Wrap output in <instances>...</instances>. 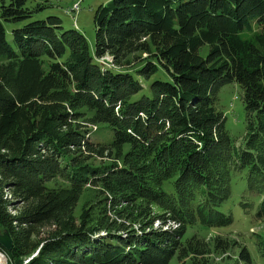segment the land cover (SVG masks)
<instances>
[{"label":"trees","instance_id":"16d2710c","mask_svg":"<svg viewBox=\"0 0 264 264\" xmlns=\"http://www.w3.org/2000/svg\"><path fill=\"white\" fill-rule=\"evenodd\" d=\"M0 1L7 264H230L236 249L253 264L221 207L244 176L241 218L264 223V0H108L92 50L56 17L31 21L29 0ZM227 84L247 115L240 148L215 107Z\"/></svg>","mask_w":264,"mask_h":264},{"label":"rangeland","instance_id":"374dc122","mask_svg":"<svg viewBox=\"0 0 264 264\" xmlns=\"http://www.w3.org/2000/svg\"><path fill=\"white\" fill-rule=\"evenodd\" d=\"M9 1L10 0H2L5 4H8ZM79 1V11L77 15L74 16L72 7ZM107 1L108 0H29L27 8L34 11L37 10L33 13L31 21H40L45 20L47 17H56L62 21L65 29H76L85 37L89 48L92 50L95 41L93 26L94 12L100 5L106 4ZM3 25L7 30L6 39L11 43L12 38L8 31L12 28V25L6 22H3ZM207 51L208 47H203L200 51L201 56L204 57ZM99 62L102 64H111V59L105 57ZM215 107L224 114L225 129L230 138L234 141L235 147L240 148L244 143L247 128V115L242 104V92L240 88H238L236 84H227L220 87L216 95ZM89 129L95 131V129ZM101 134L106 137L105 141L110 140V134H106L101 128L93 133L92 136H101ZM101 137L98 141H102ZM245 190L246 183L244 176L234 178L232 183V196L221 207V211L225 213L232 212L235 219L233 226L226 231V234H228L231 239H234L237 245L243 246L249 250L253 264H264V223L252 225L248 220L241 218L243 215L240 209L239 198ZM87 199L88 197L86 198V196L81 197L75 208L76 215L79 214L82 204H84ZM189 232L190 234L195 233L194 229ZM222 234H224L223 231L219 232L217 230H201L197 232L199 237L203 236L207 241L216 235L221 236ZM237 253L238 249L232 252L234 260H231L230 264H241V261L237 258ZM5 264H7V258Z\"/></svg>","mask_w":264,"mask_h":264},{"label":"built area","instance_id":"2783aa9c","mask_svg":"<svg viewBox=\"0 0 264 264\" xmlns=\"http://www.w3.org/2000/svg\"><path fill=\"white\" fill-rule=\"evenodd\" d=\"M79 5H80V1L77 2L76 4H74L72 7V11L74 13V16H76L78 11H79ZM178 227H179L178 224L175 222H170V223H167L166 225H163V223L156 221L154 226H153V229L156 230V229L161 228L162 231H169V230L174 231V230L178 229ZM5 257H6V255L2 251H0V258H2L4 262H6Z\"/></svg>","mask_w":264,"mask_h":264},{"label":"water","instance_id":"95a60500","mask_svg":"<svg viewBox=\"0 0 264 264\" xmlns=\"http://www.w3.org/2000/svg\"><path fill=\"white\" fill-rule=\"evenodd\" d=\"M12 247V242L8 234L0 231V248L4 251H10Z\"/></svg>","mask_w":264,"mask_h":264},{"label":"bare ground","instance_id":"6f19581e","mask_svg":"<svg viewBox=\"0 0 264 264\" xmlns=\"http://www.w3.org/2000/svg\"><path fill=\"white\" fill-rule=\"evenodd\" d=\"M0 264H5L2 258H0Z\"/></svg>","mask_w":264,"mask_h":264}]
</instances>
